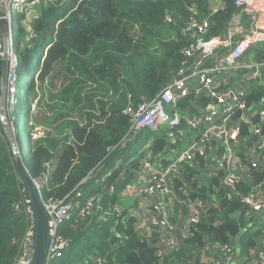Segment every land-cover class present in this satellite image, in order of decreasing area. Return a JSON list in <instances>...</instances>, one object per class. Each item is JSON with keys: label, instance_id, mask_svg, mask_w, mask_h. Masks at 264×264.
<instances>
[{"label": "trees", "instance_id": "1", "mask_svg": "<svg viewBox=\"0 0 264 264\" xmlns=\"http://www.w3.org/2000/svg\"><path fill=\"white\" fill-rule=\"evenodd\" d=\"M211 1L59 0L56 6L41 4L31 16L13 15L12 37L20 44L14 96L20 101L14 122L28 150L24 165L32 179L46 176L41 192L44 202L73 201L80 191L81 202L86 200L84 193L93 195L99 207L85 219L75 221L74 217L60 228L70 247L53 264H95L96 258H102V264H201L212 246L219 248L211 251L215 258L226 264L223 246L240 257H251L256 247L264 250V226L256 221L258 213L243 202L259 192L264 203V160L254 165L251 159L264 135L249 138L250 125L240 123L236 141L228 142L236 163L246 167L244 173L231 168L236 180L230 190L222 186L226 168L220 160L226 149L195 154L192 162L182 163L170 176V193H159L165 199L160 209L168 227L149 223L142 232L138 218L150 222L160 216L158 209L146 206L147 214L139 213L138 200L122 196L140 172L145 151L154 160L163 152L167 132L177 137L176 148L199 141L201 126L193 129L181 120L174 129L164 128L161 136L159 130L153 131L155 138L148 149L128 148L136 139L129 137L131 115L141 104L155 101L181 69L182 51L193 40L182 30L206 22L205 38H222L240 13L236 0H220L215 12ZM31 32L36 36L32 40ZM247 56L264 60V51L251 47ZM258 83L253 80L246 98L251 114L262 107L264 87ZM34 98L39 100L35 114L31 112ZM209 103L208 97L189 96L179 100L173 111L182 117H200ZM37 115L35 124L29 125ZM251 118L258 122L256 115ZM33 130L39 137L27 144ZM181 134L189 142L176 145L186 141ZM87 176L90 180L81 183ZM24 198L29 194L14 165L9 141L0 133V264H15L21 253L26 218L16 206L22 209ZM196 202L204 210L191 224L189 207ZM179 225L178 240L172 229ZM165 236L176 239L174 248L164 246Z\"/></svg>", "mask_w": 264, "mask_h": 264}, {"label": "built area", "instance_id": "2", "mask_svg": "<svg viewBox=\"0 0 264 264\" xmlns=\"http://www.w3.org/2000/svg\"><path fill=\"white\" fill-rule=\"evenodd\" d=\"M59 0H1L0 12L1 18L6 22L8 35H12V17L17 14H34V10L41 4H53ZM235 6L240 9V13L234 16L226 34L222 38H205L207 23H192L189 27L182 30V35H190L193 40L190 45L182 51L183 61L175 81L169 85L161 95L151 103H144L138 106L132 116L131 131L129 135L132 138L142 130H160V126L167 129H174L181 120H184L191 128L198 129V142H193L183 148L171 159L166 160L165 164L157 165L154 157L149 151H145L144 157L140 161V172L137 176L144 175L147 180L144 191L159 192L169 194L170 176L176 174L182 163L192 162L194 155L202 156L205 149L202 144H213V139L225 136L223 142H226L225 154L221 157L220 165L223 167L225 162L226 176L223 180L225 186L232 188L235 183V173L231 172L232 167H236L237 172L244 173L245 165L237 164L228 142L236 141L240 123L250 125V136L264 135V97L259 104L262 105L252 114L258 117V122L254 123L251 118V108L247 107L246 98L249 94V86L253 80L258 79V86L264 87V60H259L247 56L251 47H260L264 51V0H236ZM218 7L211 8L215 12ZM29 37L34 38L31 32ZM3 54V43L0 36V60ZM19 67L18 50L12 41L9 42V53L7 58L6 84L11 86L17 80V71ZM192 70V71H190ZM190 71L186 76L184 74ZM178 77H180L178 79ZM189 96H205L211 100L206 107V113L200 117L181 116L175 109L179 100ZM251 114V115H250ZM202 123V124H201ZM231 124L229 131H225L227 125ZM37 130L30 134L29 141L38 139ZM185 137V134H181ZM254 148V147H253ZM148 149L145 147L144 150ZM257 152L253 157L254 165L262 163L264 155L263 142L257 144ZM257 158V161L255 159ZM163 165V166H161ZM165 165V166H164ZM26 173L29 170L25 167ZM31 178V177H30ZM90 180L87 176L81 183ZM32 184L41 198V192L46 184V176L32 179ZM86 200L80 201L83 193L76 192L75 200L64 202L48 201L42 204L47 216V244L45 250L44 264H53L61 259L64 253L70 247V241L59 234L60 228L72 221H81L85 219L92 210H99L96 196L85 194ZM261 194L253 193L246 197L243 202L247 204L256 215V221L264 226V203L259 201ZM139 203V202H138ZM142 204V202H140ZM147 207H151L146 204ZM146 208V207H144ZM153 208V207H152ZM77 211V214L74 212ZM19 213L25 215V231L21 245V253L15 264H34L36 253V229L37 218L30 198H24L22 209L16 206ZM156 210V208H153ZM204 210L201 202H196L189 207L188 223H196L199 214ZM157 213L163 216V210ZM151 225L159 224L158 216L150 218ZM165 227H168L165 225ZM164 246L174 248L176 239L173 236H165ZM211 250H219L217 246H212ZM223 251L222 260L230 264L234 251L227 246L221 247ZM260 264H264V250L260 249L258 253ZM216 259L206 256L201 264H217ZM102 258H96L95 264H102Z\"/></svg>", "mask_w": 264, "mask_h": 264}, {"label": "water", "instance_id": "3", "mask_svg": "<svg viewBox=\"0 0 264 264\" xmlns=\"http://www.w3.org/2000/svg\"><path fill=\"white\" fill-rule=\"evenodd\" d=\"M1 1V0H0ZM0 36L3 43V54L1 59V72H0V89L4 90L6 85V72H7V58L9 53V42L12 41V36L9 37L8 35V29L6 22L1 18V12H0ZM192 71V70H190ZM190 71H187L184 76L188 75ZM180 77H178L179 79ZM34 113H36L34 111ZM2 119V118H1ZM231 128V124L227 125L225 131H229ZM7 140L9 141L11 152L14 157V165L18 171V174L20 176V179L22 183L25 186V189L27 190V193L29 194V198L31 199L33 209L36 213L37 218V229H36V253L34 258V264H44V258H45V250H46V244H47V216L42 204V200L40 196L38 195L37 191L35 190L30 176L26 173L23 163V157L20 153V150L18 148V140L15 135V131L13 134H11V137L6 135ZM225 136L222 135V140H224ZM203 148L205 149V152L208 153L209 151V144H202ZM225 166V162L223 163ZM222 186L226 190H230L231 188L228 186H225L222 184ZM159 223L162 225H166V222L163 219V216L160 215L158 217ZM258 259L259 257L256 255L255 257Z\"/></svg>", "mask_w": 264, "mask_h": 264}, {"label": "crops", "instance_id": "4", "mask_svg": "<svg viewBox=\"0 0 264 264\" xmlns=\"http://www.w3.org/2000/svg\"><path fill=\"white\" fill-rule=\"evenodd\" d=\"M220 5H221V1L217 0V4H215V7H219ZM167 134H166L167 146L165 147V149L163 150L162 153H158L155 156V161H156L157 165L164 164V163H162L163 160L171 159L172 156L176 155L183 148L188 146V145L186 146V144H185V145L181 146L180 148L174 147L175 142L177 141V137L170 135V132H167ZM186 137L187 136L181 137L182 140L186 139V141H180L179 144L176 143V145H182L184 142H189L188 141L189 138H186ZM225 145H226V142H223L222 139H220V138L213 139V145H212L211 149H209L208 154L211 151H213V149H217L218 151L222 150V149H226ZM241 148L243 151H245L244 146H242ZM253 157H255V155ZM253 157H251V159H254ZM255 161H257V158L255 159ZM257 163H258V161H257ZM161 166H163V165H161ZM146 182H147V180L145 179V176L140 174L137 178L135 177V179L132 181L131 185L126 188V191H125V193H123L122 196L123 197L125 196L129 200H132V198L137 199L139 202L137 204V210L139 208V211H138L139 213H141L143 210L144 214H147L146 212H147L148 208H144V207H146V204H148L149 206H151L153 208H157L160 211V206L162 203L165 202V199L164 200L162 199V195L159 194V192H146V193H144L143 189L146 186ZM140 202H142V204H140ZM138 219H139L140 230L142 232H146L148 230L147 226L149 224V221L144 220V217H139ZM181 220H183V216H181ZM172 230H173V233H174L176 239L179 240L181 237L180 225L178 227L172 229ZM211 251L212 250H210V248H209V250H206L205 251L206 254L203 256V258L206 256H209V257L216 259L215 255ZM259 251H260V249L258 247L254 248L253 252L251 253V257H249V256L248 257H245V256L240 257L238 254L234 253V256H233L230 264H256V262L260 261L259 258L258 259L255 258L256 255L258 256ZM222 262H223V260H222ZM220 263L221 262L218 260L217 264H220Z\"/></svg>", "mask_w": 264, "mask_h": 264}, {"label": "rangeland", "instance_id": "5", "mask_svg": "<svg viewBox=\"0 0 264 264\" xmlns=\"http://www.w3.org/2000/svg\"><path fill=\"white\" fill-rule=\"evenodd\" d=\"M215 4H217V0H212L211 1V7L213 9L215 8ZM12 86H13V89L10 88L11 86L9 87L6 84L4 90L0 89V133H1V136L4 135L5 137L7 134L9 137H11V134H13L14 131L16 132V130H17L16 127L14 126V123L15 124L17 123L16 122L17 120L14 122V118H15L14 117V111L16 108L17 109L19 108L18 102L20 101V99L18 98V96L16 98L14 97L17 90H18L17 83L16 84L14 83ZM38 101L39 100H37V98H34V101L32 102V105H31V112L32 111H33V113H34V111L36 112ZM15 106H17V107H15ZM38 117L39 116L37 115L35 117L34 121H30L29 125H34L35 121L37 120ZM163 130H164V127L160 126V130L158 131L159 136H161V132ZM17 134H18V136H17L18 148H19L20 153L23 157V160L27 164V162H28V157H27L28 150H26V148H24L23 144L21 143L20 132H17ZM154 135L155 134L153 133V131H142L136 137L135 141L128 145V148L131 147V150L137 151L138 149H140L142 147H149L153 143V140L155 138ZM213 154H214V152H213ZM132 181L129 183V186L131 185Z\"/></svg>", "mask_w": 264, "mask_h": 264}, {"label": "clouds", "instance_id": "6", "mask_svg": "<svg viewBox=\"0 0 264 264\" xmlns=\"http://www.w3.org/2000/svg\"><path fill=\"white\" fill-rule=\"evenodd\" d=\"M59 2V1H58ZM57 2V3H58ZM57 3H53V4H50V5H53V6H56L57 5ZM12 36V35H11ZM36 36L34 35V38H35ZM34 38H32V39H34ZM31 39V40H32ZM12 44H14L15 45V49H17L18 50V54H19V46H20V44L17 46V43L15 44L14 43V41H13V37H12ZM19 59V58H18ZM1 61V60H0ZM19 81V69H18V71H17V80H16V82H15V84L17 83ZM19 103V102H18ZM14 126L16 127V132H15V135H16V137L18 136V134H17V132H19L18 131V129H19V124H18V122L16 123V124H14ZM137 135H139V133L138 134H136V135H134L132 138H134L135 136L137 137ZM131 138V139H132ZM130 139V140H131ZM31 142L28 140L27 141V144H30ZM211 146L212 145H210V147H209V149H211ZM205 152V151H204ZM208 154V153H207ZM173 157V156H172ZM23 163H24V160H23ZM223 167L225 168V166L223 165ZM109 174L107 173V174H105V176H103L101 179H100V181H103L107 176H108ZM138 176H136V178H137ZM224 184V183H223ZM164 219V218H163ZM165 221V220H164ZM166 222V221H165ZM166 225H167V223H166Z\"/></svg>", "mask_w": 264, "mask_h": 264}]
</instances>
